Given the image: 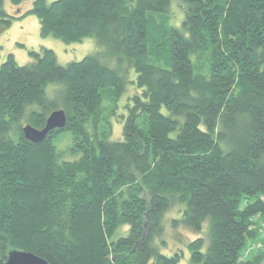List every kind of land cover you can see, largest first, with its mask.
Returning <instances> with one entry per match:
<instances>
[{"label": "trees", "instance_id": "trees-1", "mask_svg": "<svg viewBox=\"0 0 264 264\" xmlns=\"http://www.w3.org/2000/svg\"><path fill=\"white\" fill-rule=\"evenodd\" d=\"M178 1L180 27L167 26L170 0H32L14 14L0 0L2 28L32 14L42 36L100 47L65 64L47 47L0 64V264L11 250L48 264H178L182 250L160 251L169 210L174 229L197 234L188 264L262 262L264 248L239 258L264 242V0ZM131 68L138 92L110 140L103 99ZM56 109L63 128L24 137ZM62 131L78 158L60 159Z\"/></svg>", "mask_w": 264, "mask_h": 264}, {"label": "rangeland", "instance_id": "rangeland-1", "mask_svg": "<svg viewBox=\"0 0 264 264\" xmlns=\"http://www.w3.org/2000/svg\"><path fill=\"white\" fill-rule=\"evenodd\" d=\"M51 1L53 0H47V2ZM31 4L32 0H23L20 5L14 6L9 0H5L4 5L9 13L14 14L17 12V9H19V11H24L28 9ZM167 16L169 17L167 26L180 27L184 17V11L178 0H170V9ZM41 47L53 49L57 57V62L60 64H65L72 60H79L87 54L96 53L100 50V47L96 44L92 36H87L81 41L71 43H65L61 39L51 35L42 36L38 18L32 14L14 19L8 27L2 28L0 26V64L9 53L13 54L15 60L19 64L31 61L28 50H39ZM151 62L160 66H166L162 59H151ZM135 77L136 73L131 68L128 73L129 82H127L122 94L118 96L116 100H111L107 97L103 99V107H108L107 112L104 109L103 115L111 124L110 134L108 136L110 140L122 138L121 115H127V103L130 102V97L138 92L134 84ZM50 86L51 85H49V87ZM105 114L108 115V118ZM53 143L60 155V159L73 160L79 157V154L71 149L73 139L69 131L60 132L54 138ZM178 217H180V212L178 211L169 210L165 213L163 218L164 232L162 237L166 241V245H160V251L166 255H171L180 249L183 252V256L178 264H188L189 253L186 242L195 238L197 234L182 228L174 229L170 224V220ZM207 224V221L203 223L200 235L204 234L206 231ZM175 235H179L181 240L177 241Z\"/></svg>", "mask_w": 264, "mask_h": 264}, {"label": "water", "instance_id": "water-1", "mask_svg": "<svg viewBox=\"0 0 264 264\" xmlns=\"http://www.w3.org/2000/svg\"><path fill=\"white\" fill-rule=\"evenodd\" d=\"M65 122L66 116L63 109H56L47 116L42 128H36L26 123L22 125V132L27 140L38 143L41 142L50 131L63 128ZM3 264H48V262L32 252L11 250Z\"/></svg>", "mask_w": 264, "mask_h": 264}, {"label": "built area", "instance_id": "built-area-1", "mask_svg": "<svg viewBox=\"0 0 264 264\" xmlns=\"http://www.w3.org/2000/svg\"><path fill=\"white\" fill-rule=\"evenodd\" d=\"M264 248V242L262 241H251L242 252V255L240 256V260L248 257L253 251H256L257 249H263ZM260 264H264V259Z\"/></svg>", "mask_w": 264, "mask_h": 264}]
</instances>
